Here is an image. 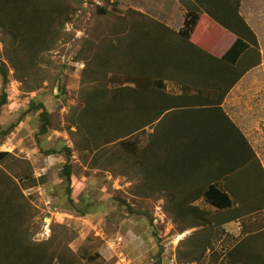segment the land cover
Segmentation results:
<instances>
[{
  "label": "trees",
  "instance_id": "1",
  "mask_svg": "<svg viewBox=\"0 0 264 264\" xmlns=\"http://www.w3.org/2000/svg\"><path fill=\"white\" fill-rule=\"evenodd\" d=\"M83 0H0L1 108L8 101L10 70L23 83L40 73L47 57L68 34ZM183 26L175 30L136 10L95 25L77 57L84 61L81 103L69 122L74 146L49 148L63 154L61 176L67 181V202L81 214L72 193L73 153L86 164L116 172L126 165L136 171L145 196H162L182 241L195 253L211 249L224 225L264 208V167L247 137L222 104L243 75L240 59L247 50L260 55L255 32L241 14L242 0H184ZM237 38L220 58L208 51L224 30ZM47 79L39 76L36 86ZM169 83L176 89L169 90ZM33 87V86H31ZM36 89V88H34ZM32 99L28 112L39 111V134L48 132L53 114ZM11 123L3 135L13 131ZM144 136V137H142ZM10 152H0V264H89L94 256L80 255L61 240L34 238L36 212L15 176L1 166ZM116 166V167H115ZM124 173V171H122ZM21 177L20 175H18ZM28 186L38 180L31 176ZM203 199L213 209L201 207ZM130 213L145 215L126 200ZM157 235V233H156ZM66 243V242H65ZM163 248L158 264H162ZM226 264H264V228L247 233L227 251Z\"/></svg>",
  "mask_w": 264,
  "mask_h": 264
},
{
  "label": "rangeland",
  "instance_id": "2",
  "mask_svg": "<svg viewBox=\"0 0 264 264\" xmlns=\"http://www.w3.org/2000/svg\"><path fill=\"white\" fill-rule=\"evenodd\" d=\"M171 1L83 0L74 19L66 25L68 35L50 51L47 56L49 62L44 63L37 74L38 78L43 74L47 76L44 82L36 86L38 78L34 76L29 84L23 83L16 78L13 69L9 73L6 85L8 101L0 111V152H10L11 156L1 166L17 177L24 195L35 208V240L62 239V243L73 252L94 256L95 261L89 264H158L161 248L162 264H226V253L231 247L247 233L264 228L263 208L254 216L239 220L242 229L239 222L236 227H230L229 230L237 235L230 231L226 235L217 233L214 246L203 254L200 251L195 253L197 257L201 256L200 259L189 262L190 247L182 239L194 229L179 234L178 226L165 209V199L143 195L134 169L126 165L115 166L114 172L103 167H91L89 160L85 164L79 153L74 151L71 195L78 207L87 210L86 214H81L67 202V181L61 176L66 156L64 153H46L52 147L74 146L71 131L76 127H72L69 116L81 103L82 71L85 67L77 54L94 26L113 17L101 15L102 8L106 7L114 16L136 9L175 29L182 25L187 6L184 0ZM250 2L244 0L243 8ZM254 4L259 6V0ZM4 37L0 29V55L4 49ZM2 58L6 59L4 55ZM168 85L169 90L176 89L172 83ZM2 86L0 76V98ZM32 99L44 103L53 114L52 124L45 134H39L42 124L39 111L28 112L21 118ZM230 106L232 110L236 108L238 114L245 115L241 116L245 120L243 127L250 126L246 132L250 134L251 144L264 166V86L262 83L253 88L245 86L233 95ZM20 118L17 127L3 135L2 132ZM28 174L38 180L35 186H28L30 181L24 177ZM122 200L136 210L148 212L153 223L145 215L130 213ZM197 203L205 209H213L203 199Z\"/></svg>",
  "mask_w": 264,
  "mask_h": 264
},
{
  "label": "crops",
  "instance_id": "3",
  "mask_svg": "<svg viewBox=\"0 0 264 264\" xmlns=\"http://www.w3.org/2000/svg\"><path fill=\"white\" fill-rule=\"evenodd\" d=\"M171 3H173V0L171 1ZM176 3L177 2H175V4ZM243 3H244V0H242L241 14L243 15L244 19L246 20L248 25L251 27V29L255 32L257 36L260 55L257 56V53L252 50H247L243 54V56L241 57L239 61L240 62L239 67H241V69L243 68L244 70H245V67L247 69L244 71L243 75L238 79V81L234 84V86L228 92L227 96L225 97L223 101L222 107L226 111V113L229 115V117L233 120V122L244 133L249 143L251 144V140L249 138L250 134L246 132L247 126L248 127L250 126L246 125L243 127V124H242L243 122H245V120L242 119L243 117H245V115L243 113L238 114V111L234 107H233L234 109L232 110L230 106V101H231V98H233V95L236 94L238 91L243 90L245 86L249 88H253V87H256L258 83H262V87L264 86V0H261V1L259 0V6L254 4L255 0H251V2L248 3V5L245 8H243V5H244ZM183 23H184V20L182 22V25L181 26L179 25L175 29L179 30L183 26ZM236 38L237 36L234 33L227 31L225 29L223 34L220 36V38H217L211 43V45H209L210 48H208V51L212 53L213 55L221 58L226 53V51L232 46ZM240 104L242 103L240 102ZM251 146L255 154L257 155V157H259L255 150V147L252 144ZM238 222L240 223L239 228L242 229V222L239 220L230 221L226 223L224 227L226 228L228 232L230 231L229 230L230 227L232 228L236 227ZM230 233H233V232L230 231ZM233 234L237 235V233H233ZM240 234H241V230L238 236Z\"/></svg>",
  "mask_w": 264,
  "mask_h": 264
},
{
  "label": "built area",
  "instance_id": "4",
  "mask_svg": "<svg viewBox=\"0 0 264 264\" xmlns=\"http://www.w3.org/2000/svg\"><path fill=\"white\" fill-rule=\"evenodd\" d=\"M163 215L165 216V213L163 212Z\"/></svg>",
  "mask_w": 264,
  "mask_h": 264
}]
</instances>
